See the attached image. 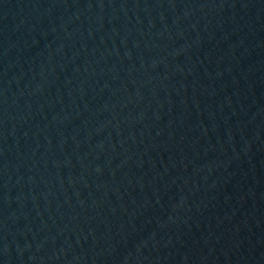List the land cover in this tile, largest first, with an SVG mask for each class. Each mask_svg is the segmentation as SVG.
Instances as JSON below:
<instances>
[{
  "label": "water",
  "instance_id": "95a60500",
  "mask_svg": "<svg viewBox=\"0 0 264 264\" xmlns=\"http://www.w3.org/2000/svg\"><path fill=\"white\" fill-rule=\"evenodd\" d=\"M0 264H264V0H0Z\"/></svg>",
  "mask_w": 264,
  "mask_h": 264
}]
</instances>
